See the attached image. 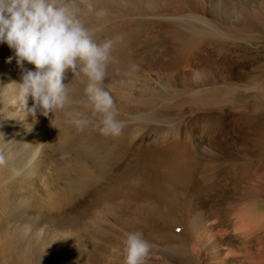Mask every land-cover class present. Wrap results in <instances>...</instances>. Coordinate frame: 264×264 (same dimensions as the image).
I'll use <instances>...</instances> for the list:
<instances>
[{"label":"bare ground","instance_id":"bare-ground-1","mask_svg":"<svg viewBox=\"0 0 264 264\" xmlns=\"http://www.w3.org/2000/svg\"><path fill=\"white\" fill-rule=\"evenodd\" d=\"M94 6L108 12L85 17L95 42L122 37L105 81L118 138L19 119L21 73L0 44V264H123L132 231L149 264H264V67L238 81L229 55L264 32V0ZM66 83L87 111L85 83Z\"/></svg>","mask_w":264,"mask_h":264},{"label":"clouds","instance_id":"clouds-1","mask_svg":"<svg viewBox=\"0 0 264 264\" xmlns=\"http://www.w3.org/2000/svg\"><path fill=\"white\" fill-rule=\"evenodd\" d=\"M89 15L104 19L108 12L97 9L94 0H0V44L12 50L7 62L15 60L21 73L20 82L12 83L16 94L11 104L21 120L31 116L38 123L44 117L55 128L62 118L77 132L92 129L118 138L125 121L118 118L105 81L122 37L95 42L94 31L86 26ZM137 71L139 65H132L129 74ZM69 73L85 83L79 104L87 111L73 107ZM123 244V264H149L152 245L142 232H128Z\"/></svg>","mask_w":264,"mask_h":264},{"label":"rangeland","instance_id":"rangeland-1","mask_svg":"<svg viewBox=\"0 0 264 264\" xmlns=\"http://www.w3.org/2000/svg\"><path fill=\"white\" fill-rule=\"evenodd\" d=\"M251 36L252 37L256 36L259 39L255 40ZM245 41L246 42L240 41L239 43L238 42L232 43L229 45L230 48L228 47L229 55L231 56L230 61L232 60L231 63L233 65V69H232L233 74L235 76V79L238 81L246 80V78L248 77V74L249 76H252L255 73H257L259 69H261L260 67H264L263 65L264 64V32L256 31V29L251 30L250 37H248L247 40ZM225 72H227V69H225ZM256 75L264 77L263 76L264 72H259ZM251 96L252 95H250V97H247V99L249 100ZM257 98L255 99L258 100L257 102L259 104V107L264 112V95L261 96L259 94L257 95ZM255 115H257V112ZM260 206H261V211L264 214V196L260 202Z\"/></svg>","mask_w":264,"mask_h":264}]
</instances>
